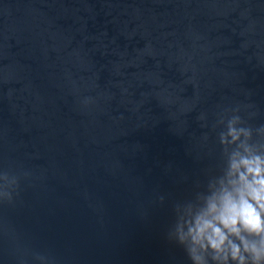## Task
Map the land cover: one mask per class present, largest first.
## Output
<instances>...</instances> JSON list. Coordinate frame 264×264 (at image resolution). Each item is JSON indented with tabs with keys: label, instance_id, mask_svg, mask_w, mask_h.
<instances>
[{
	"label": "water",
	"instance_id": "1",
	"mask_svg": "<svg viewBox=\"0 0 264 264\" xmlns=\"http://www.w3.org/2000/svg\"><path fill=\"white\" fill-rule=\"evenodd\" d=\"M234 107L264 123L261 0H0V264H190Z\"/></svg>",
	"mask_w": 264,
	"mask_h": 264
},
{
	"label": "clouds",
	"instance_id": "2",
	"mask_svg": "<svg viewBox=\"0 0 264 264\" xmlns=\"http://www.w3.org/2000/svg\"><path fill=\"white\" fill-rule=\"evenodd\" d=\"M91 102L90 97L81 101ZM217 115L224 125L218 134L224 164L195 202L178 209L166 238L182 247L190 264H264V123L251 125L239 107ZM197 119L206 126V113ZM17 184L15 175L0 170V203L12 201ZM35 259L52 264L44 255Z\"/></svg>",
	"mask_w": 264,
	"mask_h": 264
}]
</instances>
